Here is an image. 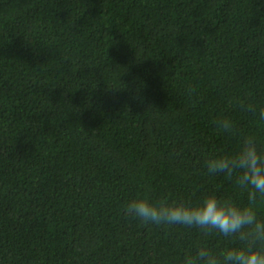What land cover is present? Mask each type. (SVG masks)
I'll return each instance as SVG.
<instances>
[{
    "label": "trees",
    "instance_id": "16d2710c",
    "mask_svg": "<svg viewBox=\"0 0 264 264\" xmlns=\"http://www.w3.org/2000/svg\"><path fill=\"white\" fill-rule=\"evenodd\" d=\"M248 137L264 155V0H0V264H204L200 248L245 247L125 209L215 196L264 222L241 173L208 171Z\"/></svg>",
    "mask_w": 264,
    "mask_h": 264
},
{
    "label": "clouds",
    "instance_id": "9594fccd",
    "mask_svg": "<svg viewBox=\"0 0 264 264\" xmlns=\"http://www.w3.org/2000/svg\"><path fill=\"white\" fill-rule=\"evenodd\" d=\"M222 126L230 129L231 121L225 119ZM208 171L225 173L229 177L235 172L241 173L238 184L248 190L250 205L255 203L257 193L264 194V155L258 153L251 137L245 138L237 154L210 160ZM125 212L144 223L195 225L215 229L225 236L238 235L245 242V247L221 252L219 256L200 248L197 256L204 260V264H264V247L261 250L255 248L257 242L264 246V222L257 219L252 206L239 207L215 196H209L195 207L167 201L154 204L145 197L133 200Z\"/></svg>",
    "mask_w": 264,
    "mask_h": 264
}]
</instances>
